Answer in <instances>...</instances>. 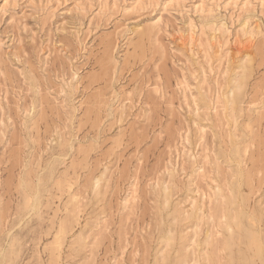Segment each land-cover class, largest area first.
<instances>
[{
	"label": "rangeland",
	"instance_id": "374dc122",
	"mask_svg": "<svg viewBox=\"0 0 264 264\" xmlns=\"http://www.w3.org/2000/svg\"><path fill=\"white\" fill-rule=\"evenodd\" d=\"M0 264H264V0H0Z\"/></svg>",
	"mask_w": 264,
	"mask_h": 264
}]
</instances>
